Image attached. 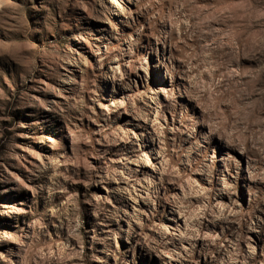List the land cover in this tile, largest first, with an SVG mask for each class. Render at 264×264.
I'll use <instances>...</instances> for the list:
<instances>
[{
	"label": "rangeland",
	"instance_id": "rangeland-1",
	"mask_svg": "<svg viewBox=\"0 0 264 264\" xmlns=\"http://www.w3.org/2000/svg\"><path fill=\"white\" fill-rule=\"evenodd\" d=\"M0 264H264V0H0Z\"/></svg>",
	"mask_w": 264,
	"mask_h": 264
}]
</instances>
